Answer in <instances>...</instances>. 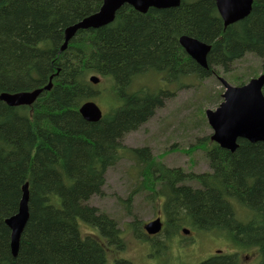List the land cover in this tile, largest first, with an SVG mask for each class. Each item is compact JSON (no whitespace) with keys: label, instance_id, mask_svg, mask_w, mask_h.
I'll list each match as a JSON object with an SVG mask.
<instances>
[{"label":"trees","instance_id":"16d2710c","mask_svg":"<svg viewBox=\"0 0 264 264\" xmlns=\"http://www.w3.org/2000/svg\"><path fill=\"white\" fill-rule=\"evenodd\" d=\"M103 1L0 0V93L52 83L30 106L0 101V264H109L108 252L124 249L121 231L89 203L103 196L106 173L123 158L139 168L140 193L163 197L166 242L183 227L218 232L264 264V142L240 139L234 152L205 146L210 171L202 174L170 169L150 149L123 142L172 95L161 86L136 88L142 76L181 89L189 79L231 73L248 54L262 60L264 74V0H254L250 15L229 26L213 0H181L146 14L124 5L113 22L79 29L62 50L66 29L97 13ZM182 36L211 46L208 68L187 55ZM96 100L107 111L88 122L79 109ZM27 183L29 220L14 257L6 220L18 213ZM82 223L97 233L84 235ZM198 264L239 263L236 255H216Z\"/></svg>","mask_w":264,"mask_h":264},{"label":"rangeland","instance_id":"374dc122","mask_svg":"<svg viewBox=\"0 0 264 264\" xmlns=\"http://www.w3.org/2000/svg\"><path fill=\"white\" fill-rule=\"evenodd\" d=\"M261 65L259 57L248 54L234 64L231 73L220 71L218 75L202 81L189 79L186 80L185 88L176 89V85L163 81V88L166 87L172 95L139 130L125 136L124 144L133 149H150L154 158L170 169H182L194 174L209 172L204 147H209L214 142L211 140L213 130L207 121L206 111L216 110L223 102L225 88L219 77L237 86L239 79L248 82L263 74ZM143 86L160 87L159 77H140L135 87ZM107 88L104 85V89ZM95 102L103 113L107 111V107L100 101ZM138 172L139 168L133 161L123 158L106 173L103 196H95L89 203L101 213L115 219L121 231L124 249L109 251V264H114L117 259H125L133 264H198L216 255H236L239 264L258 262L255 251L238 247L218 232L199 233L192 230L189 235H185L183 228H189L183 227L174 241L166 242L163 238L166 222L162 197L152 201L149 192L140 193L135 187L140 180ZM129 197L131 202L127 201ZM158 217L165 224L164 230L157 236L149 237L144 226ZM135 220L138 221L137 225L131 227ZM81 229L84 235L97 233L86 223L81 224Z\"/></svg>","mask_w":264,"mask_h":264},{"label":"water","instance_id":"95a60500","mask_svg":"<svg viewBox=\"0 0 264 264\" xmlns=\"http://www.w3.org/2000/svg\"><path fill=\"white\" fill-rule=\"evenodd\" d=\"M181 0H104L100 10L80 23L71 26L65 34L64 50L70 39L79 29H98L114 21L117 11L124 5H129L139 13L145 14L150 8L167 9L178 7ZM225 26L232 25L250 15L254 0H213ZM180 46L201 67L208 68L207 56L211 46L189 36L179 39ZM225 91L223 102L216 110H207L206 118L213 130L211 140L221 148L236 151L238 140L243 139L251 143L264 142V74L250 79L242 86H233L227 80L219 77ZM90 82L99 84L100 78L91 76ZM52 88L50 82L43 89L29 92L0 93V101L11 107L30 106L36 102L44 90ZM79 112L88 122L96 123L103 118V112L95 101L84 103ZM29 220V185L22 188L19 211L6 220L11 230V252L18 255L20 238ZM163 223L160 218L145 225L148 236H154L162 231ZM185 235L190 230L184 228Z\"/></svg>","mask_w":264,"mask_h":264},{"label":"flooded vegetation","instance_id":"af4514ba","mask_svg":"<svg viewBox=\"0 0 264 264\" xmlns=\"http://www.w3.org/2000/svg\"><path fill=\"white\" fill-rule=\"evenodd\" d=\"M131 7V6H130ZM132 8V7H131ZM151 9V8H150ZM152 9H156V8H152ZM135 10V9H134ZM158 10H160V9H158ZM136 11V10H135ZM149 11V10H148ZM138 12V11H137ZM146 14V13H145ZM161 91H162V93H163V84L161 83ZM161 201H162V204H163V197H162V199H161ZM220 251H217V253H219Z\"/></svg>","mask_w":264,"mask_h":264},{"label":"bare ground","instance_id":"6f19581e","mask_svg":"<svg viewBox=\"0 0 264 264\" xmlns=\"http://www.w3.org/2000/svg\"><path fill=\"white\" fill-rule=\"evenodd\" d=\"M68 29V28H67ZM67 29H66V31H67Z\"/></svg>","mask_w":264,"mask_h":264}]
</instances>
